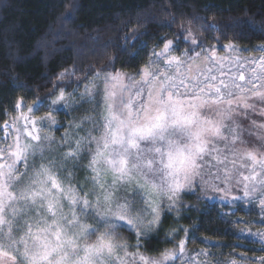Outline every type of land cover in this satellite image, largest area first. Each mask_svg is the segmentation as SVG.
Instances as JSON below:
<instances>
[{
  "label": "snow or ice",
  "instance_id": "obj_1",
  "mask_svg": "<svg viewBox=\"0 0 264 264\" xmlns=\"http://www.w3.org/2000/svg\"><path fill=\"white\" fill-rule=\"evenodd\" d=\"M188 24L184 39L190 46L181 55H172L175 42L164 38L162 50L153 49L136 76H127V84L125 73L101 68L85 76L83 92L74 88L66 93L54 85L42 116L35 115L40 100L25 105L17 99L12 111L18 114L11 124L4 121L0 137V264H112L118 250L132 255L133 264H193L186 253L187 229L173 248L148 255L128 252L119 222L134 230L138 248L139 238L160 225L162 205L179 215L183 195L194 191L256 203L264 226V45L258 46V58L242 57L230 41L224 45L227 54L220 56L194 35L191 20ZM201 57L204 68L196 63ZM76 71L62 73L60 79ZM101 82L102 108L97 103ZM61 104L82 113L60 137L66 151L52 134ZM68 161L79 164L83 174L77 179L69 167L61 181L53 169L68 167ZM20 163L24 171L17 167ZM132 181L147 194L143 203L150 213L130 198ZM121 190L124 195L118 196ZM78 203L80 215H91L93 223L79 221ZM14 223L22 235H13ZM237 223L245 225L242 234L264 242V229L250 231L252 219ZM177 231L168 233L174 241ZM241 264H248L246 257ZM256 264H264V256Z\"/></svg>",
  "mask_w": 264,
  "mask_h": 264
},
{
  "label": "trees",
  "instance_id": "obj_2",
  "mask_svg": "<svg viewBox=\"0 0 264 264\" xmlns=\"http://www.w3.org/2000/svg\"><path fill=\"white\" fill-rule=\"evenodd\" d=\"M190 20L205 48L232 41L248 53L264 45V0H0V110H7L0 111V137L4 121L11 124L18 114L12 106L19 98L25 105L40 100L35 115L42 116L54 85L83 92L85 76L101 68L136 76L153 49L162 50L164 38L181 54L190 46L184 39ZM74 69L75 75L60 79ZM259 212L255 203H210L187 193L179 215L165 214L156 233L139 241V250L155 255L172 248L187 229V250L211 251L217 264H241L245 257L256 264L264 256L263 242L243 235L245 225L237 220L252 219L254 232L264 229ZM172 229H179L175 241ZM122 232L136 243L133 233Z\"/></svg>",
  "mask_w": 264,
  "mask_h": 264
},
{
  "label": "rangeland",
  "instance_id": "obj_3",
  "mask_svg": "<svg viewBox=\"0 0 264 264\" xmlns=\"http://www.w3.org/2000/svg\"><path fill=\"white\" fill-rule=\"evenodd\" d=\"M209 49H211V48H209ZM215 49H216L217 55L223 56V55L227 54L225 52V50H224V47L223 48L215 47ZM172 55L179 56L181 54H175L173 52ZM232 55H236V54H232ZM239 55H241L242 57H253V56H255V57L258 58L261 55V53H260L259 47H257L254 51H251V52H248V53H246L244 51H241L239 53ZM196 63L200 66V68H204V66L206 64V61L204 60L203 57H201ZM193 70H195V68ZM226 71H227V69H226ZM124 83L125 84L128 83L127 75L125 77ZM137 99H139V98H137ZM97 103L102 108V106H103V83L102 82L99 84L98 89H97ZM86 107H87V105H86ZM59 113H62V114H59ZM81 114L82 113L80 111H73L72 109H67L62 104L56 106V110H55L54 115L56 116V119L59 121V123L56 126L53 127L52 134L56 137V143H57V145H58V147L60 148L61 151H66L67 148H68V145L61 144V142H60V137L64 136L65 129L60 131V132L58 131V129L59 130L63 129V125H65V127L67 129L68 128V122L73 120L74 118H78ZM62 121H66L65 122L66 124H63ZM45 131H47V128H45ZM9 142H11V139H9ZM71 143H72V146L74 147L75 146L74 145V140L71 141ZM93 147H94V145H93ZM141 147H144V142L141 143ZM43 162L47 163L46 160L43 161ZM36 163H37V166H38V164L40 163L39 158L36 159ZM85 163H86V161H85ZM17 167L21 171L25 170L22 163L18 164ZM69 167L76 174L77 179H79L81 177V175L83 174L84 170L80 167V165L77 164V165L73 166L71 161H68V167H66L64 169H53V171L56 172L58 178L61 179V181H63L64 180V176H65L66 172L68 171ZM88 171L90 172V170H88ZM65 186H67V185H65ZM73 187H74V189L77 192H79L80 185L75 183V181L73 182ZM129 189H130V191L134 189V191H131V197H130V198L134 197V203H138L141 207H143L147 212L150 213L151 209H149L147 207V205L143 203V201L148 199L147 194L142 189H139L136 186L135 181H132L129 184ZM195 193H198L200 198H202L203 200H206V201H208L210 203H220V204H227V205H235V204H238V203H241V202H243V203H253V202L247 201L246 199H240V200L233 201L230 196L221 198V196L223 195L222 193H214V192H211V191H209L207 195H204L203 193H201L199 191L190 192L189 194H195ZM79 194L83 195L82 192H80ZM233 194H235L237 196H241V197L243 196L242 192L239 191L238 189H233ZM123 195H124V193L121 190L118 193V196H123ZM121 202H123V200H121ZM65 203L67 204V201H65ZM74 207L76 209L79 221L81 223H93V220L91 219V215H89V216L80 215V212H81V209H82V204L78 203ZM162 207H163L164 210L161 213V221H162V218L164 217L165 214H171L174 217H176L177 213L175 211L169 212L167 210V204L166 203L163 204ZM89 212L91 213V210H89ZM65 213H69L68 207L65 208ZM148 218H151V217L149 216ZM9 219H11V214L10 213H9ZM17 219H19V218H17ZM49 219H51L50 215H49ZM21 223H22V221H21ZM119 223H120V230L119 231H120L121 235L123 236L124 240L127 241V244H128L127 250H128V252L135 253V252L139 251L140 253H144V252L139 250V246L137 248V238L135 236L134 230L132 228H130L124 222H119ZM159 226L156 227L153 231L148 232L145 235L141 236L139 238V241L143 240V239H147L151 235H154L156 233V231L158 230ZM124 230L129 231L130 233H133L134 237L136 238L135 239V241H136L135 244L134 243H130V241L128 240L126 235H124L123 232H122ZM4 231H7V226L6 225L4 226ZM250 231L254 232L252 230H250ZM256 231H258V230H256ZM17 233H19L20 235L23 234V232L14 223L13 224V235L15 236V235H17ZM243 235H245L247 237H250L252 239H255L258 242H262L257 237L249 235L247 233H244ZM92 239L94 240V237ZM89 242H92V240H89ZM78 243H82V241H78ZM263 244H264V242H263ZM174 245H173V247H174ZM20 247H22V245ZM169 249H171V248H169ZM186 253H187L188 256L193 258V264H217V260L215 259L214 254L211 251H208V250H205V249H199L197 251H190V250L186 249ZM198 253H200V255H197ZM203 253H208V255L205 256V255H203ZM80 254L83 255V247L80 248ZM118 257H123L124 260L127 262V264H133L134 257L132 255L124 256V252L120 251V250H118L117 253H116V256H114L112 258V264H120V260L118 259ZM136 259H138V257ZM238 263L239 262H237V264ZM177 264H179V262H177ZM218 264H220V263H218Z\"/></svg>",
  "mask_w": 264,
  "mask_h": 264
}]
</instances>
